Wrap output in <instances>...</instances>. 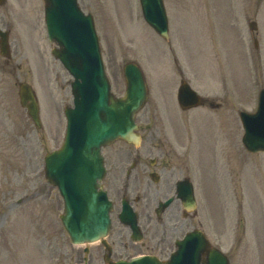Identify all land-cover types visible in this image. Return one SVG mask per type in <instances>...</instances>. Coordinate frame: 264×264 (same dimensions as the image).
<instances>
[{
    "label": "rangeland",
    "instance_id": "374dc122",
    "mask_svg": "<svg viewBox=\"0 0 264 264\" xmlns=\"http://www.w3.org/2000/svg\"><path fill=\"white\" fill-rule=\"evenodd\" d=\"M217 1L165 0L171 32L169 38L164 39L145 22L139 0H79L82 9L95 18L107 73L116 95H122L126 89L124 64L133 60L142 65L149 83V99L139 113L142 119V114L149 112H182L176 99L181 78L190 81L206 100L205 96H208L219 104L215 111V104L211 105L214 111L212 125H199L196 120L200 117L195 115L198 111H202L200 114L206 111L203 108L191 109V114L188 115V111L184 115L189 132L202 134L197 139L205 174L214 184L215 208L219 205L216 203L219 191L216 182L225 171L229 176L225 162L233 164L234 169L240 171L238 175H243L244 170L242 157L234 155L224 161V154L216 149V145L220 150L237 148L241 144L243 128L238 113L241 109L254 110L256 91L264 87V1L256 19L259 51H255L245 38L248 33L245 18L255 9L250 7L252 0ZM25 17L28 18L27 47L25 52L18 48L16 53L19 54L17 62L25 65L28 60L30 67L0 66V264H57V258L50 255L52 253L44 243L62 247L59 250L64 252L63 264H73L82 260L83 246H73L62 230L57 218L61 211L58 191L46 181L43 171L46 153L58 148L64 140L66 119L63 110L66 105L73 104L72 77L49 56L54 44L50 46L47 36L43 0H26ZM226 21L233 23L229 33L222 30V22ZM21 82L32 83L36 90L42 108L41 128L34 125L20 105ZM162 122L165 127L170 126L167 120ZM205 128L212 131H202ZM212 138L214 150H217L214 159L211 157ZM123 143L120 141L116 145ZM225 197L219 205L222 211L214 213V220L226 228L223 231L227 235L230 228L236 226L239 213L234 216L227 208ZM205 200L203 198V202ZM21 211H27L29 222ZM23 220L28 226L26 234L30 235H22ZM187 224L188 227L198 225V219L188 220ZM176 231L179 229L174 233ZM20 239L25 249L22 244L15 246ZM223 244L224 249H230V239L226 238ZM96 245L91 244L89 264H105L98 258ZM70 249H73V260L67 261ZM231 251L236 257L235 264H242L248 258L243 243Z\"/></svg>",
    "mask_w": 264,
    "mask_h": 264
},
{
    "label": "water",
    "instance_id": "95a60500",
    "mask_svg": "<svg viewBox=\"0 0 264 264\" xmlns=\"http://www.w3.org/2000/svg\"><path fill=\"white\" fill-rule=\"evenodd\" d=\"M46 17L51 38L61 48L54 53L75 75L73 93L75 108H68V129L61 149L47 157L48 178L59 185L66 200L68 216L65 226L75 242H87L103 238L107 234L110 219V202L104 192H96V179L103 174L100 149L117 138L137 143L134 133L135 114L147 98V88L140 68L135 63L125 66L128 83L127 94L115 98L105 75L99 40L92 15H85L77 0H46ZM147 21L163 35L168 36V19L163 0H141ZM23 103L31 99L29 110L40 124L38 107L33 101V92L22 85ZM179 99L182 104H194L198 97L188 84L182 85ZM247 133L245 144L254 151L264 150V90L256 114H241ZM203 237V236H202ZM202 237L190 234L179 242V249L167 264H192L185 257L191 250L198 258L207 244ZM212 262L221 264V253L210 252ZM134 264H165L150 260ZM198 264V260L196 263Z\"/></svg>",
    "mask_w": 264,
    "mask_h": 264
},
{
    "label": "flooded vegetation",
    "instance_id": "af4514ba",
    "mask_svg": "<svg viewBox=\"0 0 264 264\" xmlns=\"http://www.w3.org/2000/svg\"><path fill=\"white\" fill-rule=\"evenodd\" d=\"M5 1L7 5L0 7V29L11 33L14 24L10 17V8L23 6L25 0ZM146 117L149 120L140 125L146 144L140 147L129 145L127 149L110 153L111 161L116 166L112 181L117 184L123 176L113 199L114 205L119 202L120 196L127 197L138 213L143 234V240L135 242L129 227L118 228L116 216L113 215L110 239L111 255L115 259L154 254L166 260L175 247L177 239L172 240V236L176 229L186 232L190 228L203 227L205 224L214 227V214H211L213 209H210L211 213L207 210L212 206V194L203 184V171L197 159V150L186 145L187 136L178 133L177 129H160L155 121L156 113H148ZM246 155L243 175L238 177V181L228 177L226 183L229 191L220 193L219 196L223 198L226 195L229 209L235 214L239 213L236 226L242 218L245 221L246 225L241 231L243 237L235 239V244L245 243L252 251L257 250L261 254L264 249V166L260 161H249L253 159L249 157H255V154L247 152ZM211 157L214 158L213 153ZM182 179L193 181L197 203L194 211H187L176 196L177 184ZM184 191H187L186 186ZM170 197L174 198L172 203L162 214H158V206ZM203 198L206 199L204 215ZM207 212L209 214L206 215ZM194 219H198V225L188 227L187 221ZM186 227L188 228L185 229ZM214 234L215 241L219 244L226 238L230 239V231L226 235L223 229H215ZM233 258L232 254L229 264H235Z\"/></svg>",
    "mask_w": 264,
    "mask_h": 264
},
{
    "label": "bare ground",
    "instance_id": "6f19581e",
    "mask_svg": "<svg viewBox=\"0 0 264 264\" xmlns=\"http://www.w3.org/2000/svg\"><path fill=\"white\" fill-rule=\"evenodd\" d=\"M28 222H29V221H28ZM25 227H28V226H27V223H25Z\"/></svg>",
    "mask_w": 264,
    "mask_h": 264
}]
</instances>
